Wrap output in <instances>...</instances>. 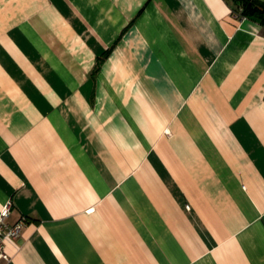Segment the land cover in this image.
I'll return each instance as SVG.
<instances>
[{
  "label": "crops",
  "instance_id": "1",
  "mask_svg": "<svg viewBox=\"0 0 264 264\" xmlns=\"http://www.w3.org/2000/svg\"><path fill=\"white\" fill-rule=\"evenodd\" d=\"M7 203L26 223L0 264H264V24L230 0H0Z\"/></svg>",
  "mask_w": 264,
  "mask_h": 264
},
{
  "label": "built area",
  "instance_id": "2",
  "mask_svg": "<svg viewBox=\"0 0 264 264\" xmlns=\"http://www.w3.org/2000/svg\"><path fill=\"white\" fill-rule=\"evenodd\" d=\"M10 213V203L5 204L0 210V261H8L9 256L5 252V241L15 240L20 236V231L26 223V218L21 217L14 224L6 221Z\"/></svg>",
  "mask_w": 264,
  "mask_h": 264
},
{
  "label": "trees",
  "instance_id": "3",
  "mask_svg": "<svg viewBox=\"0 0 264 264\" xmlns=\"http://www.w3.org/2000/svg\"><path fill=\"white\" fill-rule=\"evenodd\" d=\"M240 17L254 18L264 24V3L258 0H230Z\"/></svg>",
  "mask_w": 264,
  "mask_h": 264
}]
</instances>
